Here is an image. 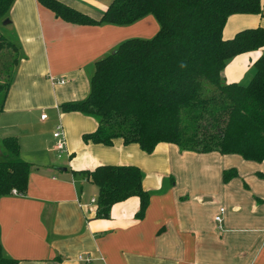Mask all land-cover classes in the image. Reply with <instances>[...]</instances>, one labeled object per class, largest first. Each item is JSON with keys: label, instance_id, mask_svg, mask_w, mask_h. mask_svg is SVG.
<instances>
[{"label": "crops", "instance_id": "crops-1", "mask_svg": "<svg viewBox=\"0 0 264 264\" xmlns=\"http://www.w3.org/2000/svg\"><path fill=\"white\" fill-rule=\"evenodd\" d=\"M57 1L98 20L113 0ZM6 20L19 61L0 113V145L15 137L20 156L25 151L32 160H26L31 168L25 193L0 198L5 258L15 264H264V162L181 152L171 144L146 154L120 139L111 146L84 142L96 120L60 109L88 96L96 61L125 40L151 39L159 29L153 16L128 26H81L55 17L37 0H14ZM256 27L264 28V1L260 15L230 16L222 36L231 39ZM263 53L233 58L222 72L224 81L244 85ZM37 123H49L53 131L61 125L66 140L61 157L53 148L44 150ZM39 152L41 160L33 162ZM100 165L140 169L150 194L143 218L135 217L136 197L113 205L108 217H97L91 200L98 188L82 172ZM229 169L238 177L223 183ZM221 208L219 226L214 217Z\"/></svg>", "mask_w": 264, "mask_h": 264}, {"label": "trees", "instance_id": "trees-1", "mask_svg": "<svg viewBox=\"0 0 264 264\" xmlns=\"http://www.w3.org/2000/svg\"><path fill=\"white\" fill-rule=\"evenodd\" d=\"M264 0H113L95 20L57 0H37L64 22L81 25L128 26L151 15L159 29L151 39L123 41L95 62L88 96L63 103L62 112L94 118L97 128L84 142L111 146L116 139L152 153L159 144L181 152L238 155L264 162V53L253 64L246 85L226 83L222 72L236 56L264 49V28L237 32L224 39L232 15H260ZM14 0H0V22ZM19 48L0 36V113L18 63ZM31 164L20 156L15 137L0 146V198L27 189ZM98 188L97 217L106 218L113 205L136 197L135 217L143 218L150 194L133 165H100L82 172ZM223 171L222 182L237 178ZM0 264H15L2 255Z\"/></svg>", "mask_w": 264, "mask_h": 264}, {"label": "rangeland", "instance_id": "rangeland-1", "mask_svg": "<svg viewBox=\"0 0 264 264\" xmlns=\"http://www.w3.org/2000/svg\"><path fill=\"white\" fill-rule=\"evenodd\" d=\"M5 20L0 22V36H2L4 39H6L8 41H11L13 43V41H14V32L11 31V30H8L5 26H3V22ZM18 58H19V56H18ZM18 61H19V59H18ZM253 73H254V70L252 71L251 75H253ZM250 78H248V79H246V81H244V85H246L249 82ZM33 127L38 129V131L43 135V138H42L43 147L47 146L46 149H44V150H46L48 152L50 150H52L51 148H52V146H53V144L55 142V139L52 138V134L54 132L53 131L54 129L51 127V125L49 123H47L45 125H39L37 123V125H35ZM21 140H23L22 136H21ZM40 155H41V153L39 152V154H36L35 156H33V162H36V161L38 162L39 160H41L40 159ZM54 156L57 157L56 155H54ZM21 158L24 161H26V160L31 161L32 160V157H30L28 154H26L25 151L21 155Z\"/></svg>", "mask_w": 264, "mask_h": 264}, {"label": "built area", "instance_id": "built-area-1", "mask_svg": "<svg viewBox=\"0 0 264 264\" xmlns=\"http://www.w3.org/2000/svg\"><path fill=\"white\" fill-rule=\"evenodd\" d=\"M46 115H41V119H45ZM53 139H55V142L53 144V150L56 152L57 157H61L65 152H66V140H65V136L62 130L61 125H58L55 129V131L52 134ZM11 194L13 195H18V193L13 190L11 192ZM92 203H95V199L91 200ZM224 212V209H220L219 214L217 216L214 217L215 222L221 226L222 223V217L221 214Z\"/></svg>", "mask_w": 264, "mask_h": 264}, {"label": "water", "instance_id": "water-1", "mask_svg": "<svg viewBox=\"0 0 264 264\" xmlns=\"http://www.w3.org/2000/svg\"><path fill=\"white\" fill-rule=\"evenodd\" d=\"M3 25H4L7 29H10V28H11V25H10V23H9L8 20H5V21L3 22Z\"/></svg>", "mask_w": 264, "mask_h": 264}]
</instances>
